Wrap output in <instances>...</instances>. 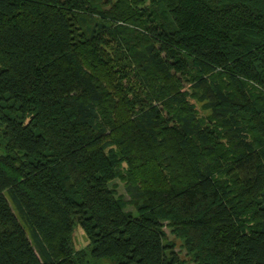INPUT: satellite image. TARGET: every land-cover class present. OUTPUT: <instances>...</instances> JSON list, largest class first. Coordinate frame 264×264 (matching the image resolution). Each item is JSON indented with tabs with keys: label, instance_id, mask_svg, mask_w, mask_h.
<instances>
[{
	"label": "trees",
	"instance_id": "16d2710c",
	"mask_svg": "<svg viewBox=\"0 0 264 264\" xmlns=\"http://www.w3.org/2000/svg\"><path fill=\"white\" fill-rule=\"evenodd\" d=\"M166 229L264 264V0H0V264H185Z\"/></svg>",
	"mask_w": 264,
	"mask_h": 264
},
{
	"label": "rangeland",
	"instance_id": "374dc122",
	"mask_svg": "<svg viewBox=\"0 0 264 264\" xmlns=\"http://www.w3.org/2000/svg\"><path fill=\"white\" fill-rule=\"evenodd\" d=\"M184 85H185V83H184ZM114 184L117 187L118 194L122 195V197L125 201H127V202L130 201L131 200L130 194H129V191L127 188L131 185V182H130V179L128 178L125 165L122 166L120 173L118 174V176L113 181H111L110 185H114ZM125 211L134 213V208L129 203V205L126 206ZM165 232H166L168 240H171L172 242H174V244H176L175 245L176 246L175 252L178 253V255L182 258V260L185 261V264H192L189 256L186 255V252L184 251V249L181 248L180 242L178 240L173 239L170 236L169 231L167 229L165 230ZM73 237H74V243L76 246H78L80 248H85L87 246V239L81 230H77L74 233ZM89 264H111V263L107 260H99V261L89 260Z\"/></svg>",
	"mask_w": 264,
	"mask_h": 264
}]
</instances>
